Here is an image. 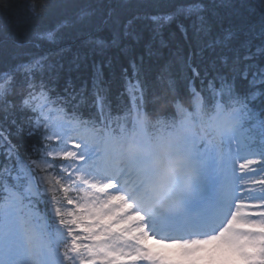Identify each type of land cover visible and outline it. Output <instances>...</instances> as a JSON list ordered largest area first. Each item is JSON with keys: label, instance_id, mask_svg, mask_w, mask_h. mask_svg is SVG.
I'll return each mask as SVG.
<instances>
[{"label": "snow or ice", "instance_id": "6c2138e0", "mask_svg": "<svg viewBox=\"0 0 264 264\" xmlns=\"http://www.w3.org/2000/svg\"><path fill=\"white\" fill-rule=\"evenodd\" d=\"M171 8L147 17V54H158L157 38L167 47L163 31L181 17L191 21L196 55L216 54L207 66L179 58L189 95L173 102L171 115L152 119L147 111L143 57L131 62V77L124 70L131 107L118 114L103 103L99 66L90 93L96 112L87 117L80 111L87 83L77 89L69 79L59 92L64 65L48 56L0 71V264H264V0H184ZM46 9L28 0L30 22ZM139 19L89 4L35 37L103 50L139 42ZM106 29L110 38L94 35ZM159 79L176 91L168 66ZM197 125L213 139L191 133ZM176 136L188 163L162 180L171 159L165 145ZM136 137L150 153L124 157L121 146Z\"/></svg>", "mask_w": 264, "mask_h": 264}, {"label": "trees", "instance_id": "16d2710c", "mask_svg": "<svg viewBox=\"0 0 264 264\" xmlns=\"http://www.w3.org/2000/svg\"><path fill=\"white\" fill-rule=\"evenodd\" d=\"M181 2L184 0H33L37 6L47 5V9L39 23H32L28 19V0H8L10 7L6 10L0 8V71L6 70L7 65L15 66L28 63L35 57L48 56L53 63L59 62L64 65L60 71L57 88L59 92L63 93L65 82L69 79L77 89L87 83L88 103L80 109L87 117L96 112V108L93 106L95 97L90 93L96 67L99 66L102 71V87L105 89L102 92L103 103L111 113L118 114L130 108L124 70L127 69L128 76L131 77V62L136 61L139 64L140 57H143L141 78L147 86L146 107L148 113L153 119L160 114L171 115L174 110L173 102L177 98L187 100L189 95L179 58L183 57L186 60L191 55L194 65L205 66L209 65L212 59H216V54L207 51L203 58L196 55L198 43L190 27L191 21L182 17L164 29L163 39L166 41L167 47H161L159 38H157L152 47L154 51L158 50V54L153 56L147 54L146 45L151 39V22L147 17L172 11L171 5ZM89 4L101 6L105 12L109 7L116 8L122 21L139 16L141 19L136 21V25L138 29L142 30V39L139 42L127 39L119 47H108L103 50H93L91 46L67 38L58 44L36 39V31L54 27L59 21L67 16H74L81 7ZM221 11L225 12L226 10ZM178 23H183L188 28L187 37L180 31ZM228 26L226 21L224 27ZM94 35L110 38L111 32L106 29L94 33ZM17 42L24 43L26 46L18 48ZM62 48L69 50L61 53L60 49ZM76 57L80 59L74 64L72 61ZM219 63L217 59V65ZM165 66L169 67L171 77L176 80L175 92L169 89L167 83L161 82L159 79ZM211 74L212 69L209 67V75ZM20 79L21 77L18 76L17 80ZM9 99L18 106L19 96H10ZM14 142L17 141L14 140ZM30 143L29 140L24 141V147L21 148L22 153H26Z\"/></svg>", "mask_w": 264, "mask_h": 264}, {"label": "clouds", "instance_id": "9594fccd", "mask_svg": "<svg viewBox=\"0 0 264 264\" xmlns=\"http://www.w3.org/2000/svg\"><path fill=\"white\" fill-rule=\"evenodd\" d=\"M144 124L147 130L151 132L152 130L151 121L145 119ZM191 133L196 135H204L209 140L213 139V133L211 129L202 128L198 125L194 126L191 129ZM182 143H183V137L176 136L171 138L168 144L165 145V152L171 154V159L169 160V167L166 169L165 174L162 177V180L166 178V176L168 175L182 171V166L188 163V157L185 154H183L178 148L174 147L175 145H179ZM150 151L151 149L144 145V142L140 137H136L135 140L133 141H125L120 148V152L126 158H131L137 155H148ZM155 166L156 167L160 166L159 159L155 161ZM194 181H195V174L189 170L184 179V184L186 189L190 190ZM160 195L163 196L164 193L161 192ZM162 207L164 208V210H169L167 201H165Z\"/></svg>", "mask_w": 264, "mask_h": 264}]
</instances>
